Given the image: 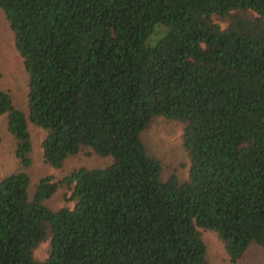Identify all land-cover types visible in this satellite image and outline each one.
I'll list each match as a JSON object with an SVG mask.
<instances>
[{
    "label": "trees",
    "instance_id": "obj_1",
    "mask_svg": "<svg viewBox=\"0 0 264 264\" xmlns=\"http://www.w3.org/2000/svg\"><path fill=\"white\" fill-rule=\"evenodd\" d=\"M0 13L26 85L23 106L0 87L18 159L0 176V264H212L206 231L230 261L264 260V0ZM158 120L182 126L185 164L147 140ZM80 155L108 162L68 164Z\"/></svg>",
    "mask_w": 264,
    "mask_h": 264
},
{
    "label": "rangeland",
    "instance_id": "obj_2",
    "mask_svg": "<svg viewBox=\"0 0 264 264\" xmlns=\"http://www.w3.org/2000/svg\"><path fill=\"white\" fill-rule=\"evenodd\" d=\"M9 27L6 20L0 13V87L10 89L20 106L24 105L26 85L22 69V58L15 50L12 38L9 35ZM6 115H0V176L17 166L18 159L14 153L11 137L7 132L5 125ZM182 126L178 123L158 120L149 128L146 133L147 140L159 153L166 163L172 166H178L186 163V154L181 146L180 134ZM41 140L42 132L37 129L34 133V171L37 174L43 168L41 160ZM108 159L91 157L85 155L73 157L68 164L88 163L105 164ZM49 171L56 169L49 168ZM63 201H61V204ZM205 239L209 247V253L212 264H264L262 258L256 259L254 256H248L246 260L235 263L227 257L223 243L212 231H206ZM44 245L37 251V254L44 252Z\"/></svg>",
    "mask_w": 264,
    "mask_h": 264
}]
</instances>
